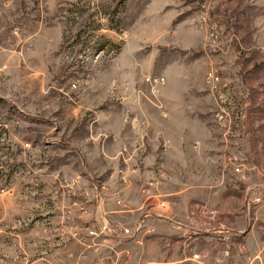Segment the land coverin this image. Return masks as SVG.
I'll use <instances>...</instances> for the list:
<instances>
[{
  "label": "rangeland",
  "instance_id": "obj_1",
  "mask_svg": "<svg viewBox=\"0 0 264 264\" xmlns=\"http://www.w3.org/2000/svg\"><path fill=\"white\" fill-rule=\"evenodd\" d=\"M187 117L191 172L167 190L244 200L224 263L264 264V0H0V264H86L80 166L97 199L127 190ZM102 135L123 145L107 175L87 164Z\"/></svg>",
  "mask_w": 264,
  "mask_h": 264
},
{
  "label": "crops",
  "instance_id": "obj_2",
  "mask_svg": "<svg viewBox=\"0 0 264 264\" xmlns=\"http://www.w3.org/2000/svg\"><path fill=\"white\" fill-rule=\"evenodd\" d=\"M181 121L182 128L175 134L164 136V140L173 138L172 141H175L174 145L165 144L164 151L161 147L162 156L170 161L164 162L159 154L142 158L136 165L138 173L129 182L127 190L122 191L120 185L117 187L108 180L106 188L109 193L105 190L102 197L97 199L93 196L96 183L90 180L88 174H82L83 165L80 166L79 179L83 178L81 180L91 183L86 187L81 186L85 188L81 190V195L88 194L90 200L77 201L80 205V213L77 215L81 217L87 214V225L76 228L70 234L73 242L79 244L76 250L80 249L77 261L86 259V264H190L191 256L196 254L201 260L199 264H225L224 260L234 247L233 238L241 233L239 214L241 212L248 216V210L244 200H231L228 197L210 200L205 189L198 198L192 197L191 192L185 189L178 192L167 190L169 181L174 178L171 173L183 175L191 172V145L186 143L191 141L189 128L195 119L187 117ZM102 136L103 139L99 141L104 143L101 145L96 143L97 136L87 140L88 146L92 147L87 164L88 167H94L92 172L95 170L94 173L104 172L107 175L120 165V161L115 158V151L123 145H111L107 136ZM203 137L207 138L206 134ZM125 144L132 143L126 141ZM150 146L154 147V144ZM112 147L115 151H111ZM173 148H176L178 154L169 152ZM158 174H162V178ZM151 180L161 181L158 189L143 187L145 181ZM79 183L82 184L80 181ZM144 190L149 196L141 193ZM115 192L119 196L121 194V200L113 195ZM83 205L86 206V212ZM241 220L243 221V216ZM102 226L106 229L97 237L87 234L88 231L99 233ZM121 229L129 230L130 236L121 237ZM223 250H227V256L216 262Z\"/></svg>",
  "mask_w": 264,
  "mask_h": 264
},
{
  "label": "built area",
  "instance_id": "obj_3",
  "mask_svg": "<svg viewBox=\"0 0 264 264\" xmlns=\"http://www.w3.org/2000/svg\"><path fill=\"white\" fill-rule=\"evenodd\" d=\"M207 77H208L207 80L209 82H211V84H213L214 86L218 83V78L216 76H214L213 74H211L210 72L208 73ZM156 82H157L158 85L159 84L163 85V80L162 79H160V80H158ZM149 185H151V184H149ZM259 201L260 200L258 198H255V199L249 200L248 203H247V205H249V204H251V205H257L259 203ZM105 229H106V227L105 226H102V228H101V230H100L99 233H95V232H92V231H88L87 234L89 236H92V237H97L99 234H101L102 232H104ZM119 233H120V236L121 237H125L126 238V237H129L130 236V231L127 230V229H121ZM226 256H227V250H223L221 252L220 259L216 260V262H219L221 259L225 258ZM190 261L192 263H195V264H199L201 262L200 257L198 255H196V254H193L191 256Z\"/></svg>",
  "mask_w": 264,
  "mask_h": 264
},
{
  "label": "trees",
  "instance_id": "obj_4",
  "mask_svg": "<svg viewBox=\"0 0 264 264\" xmlns=\"http://www.w3.org/2000/svg\"><path fill=\"white\" fill-rule=\"evenodd\" d=\"M110 29H112L113 31H116V28L114 27H111ZM99 51H102V48H100Z\"/></svg>",
  "mask_w": 264,
  "mask_h": 264
}]
</instances>
